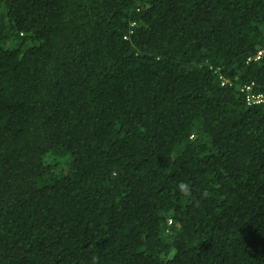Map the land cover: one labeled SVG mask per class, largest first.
<instances>
[{
  "label": "trees",
  "instance_id": "trees-1",
  "mask_svg": "<svg viewBox=\"0 0 264 264\" xmlns=\"http://www.w3.org/2000/svg\"><path fill=\"white\" fill-rule=\"evenodd\" d=\"M250 84L264 0H0V264H264Z\"/></svg>",
  "mask_w": 264,
  "mask_h": 264
},
{
  "label": "built area",
  "instance_id": "built-area-1",
  "mask_svg": "<svg viewBox=\"0 0 264 264\" xmlns=\"http://www.w3.org/2000/svg\"><path fill=\"white\" fill-rule=\"evenodd\" d=\"M260 55H261V53L258 54L257 58H259ZM252 87H253V84H250V85L245 86L242 89V91H244V93H245L246 104L247 105H257V104L264 103V95L252 93L251 92Z\"/></svg>",
  "mask_w": 264,
  "mask_h": 264
},
{
  "label": "clouds",
  "instance_id": "clouds-1",
  "mask_svg": "<svg viewBox=\"0 0 264 264\" xmlns=\"http://www.w3.org/2000/svg\"><path fill=\"white\" fill-rule=\"evenodd\" d=\"M179 191L184 194V195H188L189 194V190H188V185L181 183L178 186Z\"/></svg>",
  "mask_w": 264,
  "mask_h": 264
}]
</instances>
